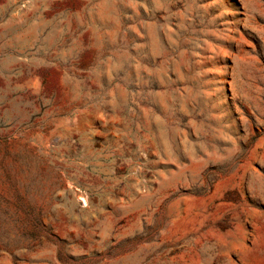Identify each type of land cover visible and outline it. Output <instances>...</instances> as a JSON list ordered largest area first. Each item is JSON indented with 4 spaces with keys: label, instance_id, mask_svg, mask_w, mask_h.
Wrapping results in <instances>:
<instances>
[{
    "label": "rangeland",
    "instance_id": "374dc122",
    "mask_svg": "<svg viewBox=\"0 0 264 264\" xmlns=\"http://www.w3.org/2000/svg\"><path fill=\"white\" fill-rule=\"evenodd\" d=\"M0 264H264V0H0Z\"/></svg>",
    "mask_w": 264,
    "mask_h": 264
}]
</instances>
